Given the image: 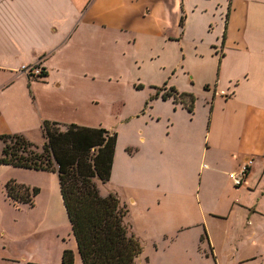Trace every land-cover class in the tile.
<instances>
[{
  "label": "crops",
  "instance_id": "crops-1",
  "mask_svg": "<svg viewBox=\"0 0 264 264\" xmlns=\"http://www.w3.org/2000/svg\"><path fill=\"white\" fill-rule=\"evenodd\" d=\"M101 44L110 57L120 46L121 60L136 71L132 88L146 90L136 110L120 116L122 125L137 119L139 127L118 130L111 177L102 183L127 205L125 219L142 246L151 224V234L162 239L203 225L199 243L207 242L215 260L209 228L215 218L229 252L224 264L256 260L258 254L264 261L258 250L244 253V247L264 241V0H0V135L22 133L34 142L31 135L42 136L44 119L76 123L61 117L76 104L55 96L73 87L77 72L92 76ZM23 64H38L47 74L33 79L20 71ZM187 93L194 95L192 102ZM248 157L253 164L236 186L230 172ZM0 168L10 169L2 193L20 206L15 210H38L15 204L5 193L9 177L34 184L14 173L24 171L54 183L47 212L66 222L56 172ZM121 186L132 193L122 197ZM190 197L196 218L181 221L183 198ZM66 230L70 235L71 227ZM74 238L72 233L52 258L47 250L38 258L37 249L26 254L22 245L10 244L0 256L62 264L69 246L74 264H82Z\"/></svg>",
  "mask_w": 264,
  "mask_h": 264
},
{
  "label": "rangeland",
  "instance_id": "rangeland-1",
  "mask_svg": "<svg viewBox=\"0 0 264 264\" xmlns=\"http://www.w3.org/2000/svg\"><path fill=\"white\" fill-rule=\"evenodd\" d=\"M119 47L116 45L115 50L112 52L111 57L107 55L106 48L102 47L99 50V59L96 65L93 64L91 67L92 76L84 78L74 74V85L73 87L64 89L61 93H57L55 99L62 97L65 100L68 98L74 102L77 109L70 108L61 115L63 119L76 121L85 125L92 126H104L110 130L116 132L122 131L124 133L127 128L139 127V120H133L132 124L122 125L120 116L128 115L132 113L142 103V99L146 94V90L132 88V80L136 78V71L132 69V62L128 59L121 60L122 57L119 55ZM33 79L42 80V78L31 77ZM42 93L40 89L38 90ZM57 110V109H56ZM57 110L56 113H58ZM61 128H64V122L59 121ZM31 139L38 145L43 143L42 136L32 134ZM2 141L0 140V156ZM10 169L0 168V255L1 252H7L4 245L10 244L13 247L19 248L21 245L24 248L25 253H29L30 249L35 248L38 254V258H41V251H49V256L52 258L57 252L61 244H67L68 240L71 241L72 231L66 230L69 225V220L65 222V218H59L56 214H49L48 202H53V195L51 194V187H54V183L47 179V177L37 175H30L28 172L19 171L14 172L17 175H23L34 184L28 185L30 187H38L41 192L38 197H34V206L32 208H38V210H15L19 205L13 206V204L6 199L3 195V183L4 178ZM50 176V175H49ZM178 175H175L177 178ZM181 177V175H180ZM12 178V177H9ZM8 178V179H9ZM192 178V177H191ZM197 178V177H196ZM6 179V181L8 180ZM13 179V178H12ZM20 183V182H19ZM39 183V184H37ZM100 188V193L105 194L107 192L106 184L96 180ZM27 184V183H26ZM122 187V186H121ZM55 188V187H54ZM119 194L122 197H127L129 193H132L130 189L125 187L117 188ZM39 192V191H38ZM111 192V191H110ZM51 194V195H50ZM135 197V195H133ZM136 198V197H135ZM137 198H140L139 195ZM186 201V207H180L181 221L186 222L191 218H196V205L193 198H183ZM130 201V199L128 198ZM140 201V199H139ZM123 204V203H122ZM127 205L124 203V207ZM165 208V207H160ZM137 209V208H136ZM135 209V211H137ZM160 209L157 208L156 215H160ZM171 210L177 211V206H170ZM54 209H52L53 211ZM173 212V211H172ZM174 213V212H173ZM185 218H184V217ZM177 218H180L177 216ZM184 218V219H183ZM210 230L215 239V246L218 252V258L214 260V257L209 255V248L206 245L199 243V234L203 225L191 227L178 236L171 234L168 238L162 239L156 237L152 233H156L153 225L145 227L144 231H148V235H144L143 251L140 256L137 257L136 264H224L229 262V252L226 251L225 242L221 233V223L215 218H211ZM155 225V223H153ZM148 229V230H147ZM22 235V236H21ZM21 236V237H20ZM21 240V241H20ZM203 241V240H202ZM251 246V245H250ZM247 246L244 247V253L261 252L264 255V241L257 246H253V249ZM65 248H70L66 246ZM73 251V249H72ZM214 251V249H213ZM74 253V251H73ZM214 255L216 256L215 252ZM74 257V254H73ZM217 257V256H216ZM261 255H257L256 260L244 261L242 264H264L261 261ZM219 260V262H218ZM62 263V262H61ZM0 264H45L43 262H25L18 260L3 259L0 256ZM74 264V262H73Z\"/></svg>",
  "mask_w": 264,
  "mask_h": 264
},
{
  "label": "trees",
  "instance_id": "trees-1",
  "mask_svg": "<svg viewBox=\"0 0 264 264\" xmlns=\"http://www.w3.org/2000/svg\"><path fill=\"white\" fill-rule=\"evenodd\" d=\"M42 72L47 74L44 68ZM188 96L190 102L195 99L193 94ZM187 107L191 109V103ZM41 133V145L22 133L1 134L0 164L57 173L59 192L82 264H136L143 246L125 219L128 208L116 193L101 194L96 183H105L111 177L117 132L75 122L61 128L58 121L44 119ZM5 187L6 195L15 204L30 206H34V197L40 190L12 178ZM206 236L204 231L201 240ZM73 254L72 249L65 248L62 264H73ZM211 255L214 256L212 252Z\"/></svg>",
  "mask_w": 264,
  "mask_h": 264
},
{
  "label": "built area",
  "instance_id": "built-area-1",
  "mask_svg": "<svg viewBox=\"0 0 264 264\" xmlns=\"http://www.w3.org/2000/svg\"><path fill=\"white\" fill-rule=\"evenodd\" d=\"M20 71L27 74L29 77H41L43 76V68L38 64H23L20 66ZM253 164L252 158H247L241 165H239L236 171L230 172V178L232 183L236 186H240L245 181L251 165Z\"/></svg>",
  "mask_w": 264,
  "mask_h": 264
}]
</instances>
